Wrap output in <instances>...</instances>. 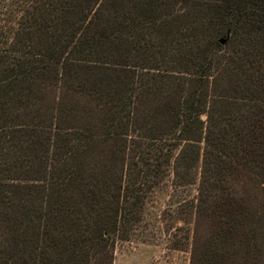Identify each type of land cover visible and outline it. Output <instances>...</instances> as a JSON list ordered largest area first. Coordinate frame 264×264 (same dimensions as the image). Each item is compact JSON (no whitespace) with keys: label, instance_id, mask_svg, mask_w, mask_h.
I'll return each mask as SVG.
<instances>
[{"label":"trees","instance_id":"obj_1","mask_svg":"<svg viewBox=\"0 0 264 264\" xmlns=\"http://www.w3.org/2000/svg\"><path fill=\"white\" fill-rule=\"evenodd\" d=\"M160 190L264 256V0H0V264H114Z\"/></svg>","mask_w":264,"mask_h":264},{"label":"rangeland","instance_id":"obj_2","mask_svg":"<svg viewBox=\"0 0 264 264\" xmlns=\"http://www.w3.org/2000/svg\"><path fill=\"white\" fill-rule=\"evenodd\" d=\"M240 189L248 197L253 212L261 214L262 196L258 186L246 181L241 184ZM178 193L174 201L171 190H160L154 195L146 207L144 220L135 233L127 241H118L114 264H192L193 260L199 264L198 260L210 254L206 251L207 222L191 218L187 212L184 213L187 209L184 204L177 203L180 201L178 197H194L195 190H181ZM171 198L175 203L170 202ZM258 241V259L255 263L245 260L242 252L233 258L234 263L264 264V256L261 257L258 250L262 245L261 240ZM224 258H228V254H224Z\"/></svg>","mask_w":264,"mask_h":264}]
</instances>
